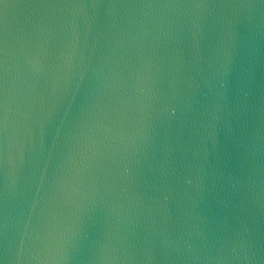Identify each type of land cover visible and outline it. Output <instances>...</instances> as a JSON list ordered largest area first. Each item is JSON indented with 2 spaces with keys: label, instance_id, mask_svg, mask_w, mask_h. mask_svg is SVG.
<instances>
[{
  "label": "water",
  "instance_id": "95a60500",
  "mask_svg": "<svg viewBox=\"0 0 264 264\" xmlns=\"http://www.w3.org/2000/svg\"><path fill=\"white\" fill-rule=\"evenodd\" d=\"M5 3L6 264H264V0Z\"/></svg>",
  "mask_w": 264,
  "mask_h": 264
},
{
  "label": "snow or ice",
  "instance_id": "6c2138e0",
  "mask_svg": "<svg viewBox=\"0 0 264 264\" xmlns=\"http://www.w3.org/2000/svg\"><path fill=\"white\" fill-rule=\"evenodd\" d=\"M0 5H4L7 8L5 0H0ZM39 6H61L60 4H48L42 5L39 3H26L23 7H39ZM5 51H6V25L3 31H0V131H3L4 123L6 120L5 103L3 100V72L5 67ZM0 264H6L3 257H0Z\"/></svg>",
  "mask_w": 264,
  "mask_h": 264
}]
</instances>
